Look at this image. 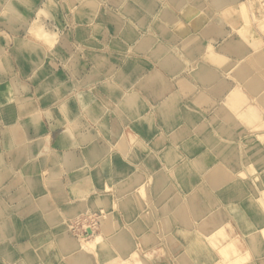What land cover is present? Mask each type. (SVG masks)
Segmentation results:
<instances>
[{
    "label": "crops",
    "instance_id": "0c3cea01",
    "mask_svg": "<svg viewBox=\"0 0 264 264\" xmlns=\"http://www.w3.org/2000/svg\"><path fill=\"white\" fill-rule=\"evenodd\" d=\"M45 1L50 16H38ZM81 1L0 0V262L69 264L57 237L73 245L93 223L110 247L92 264L136 248L148 264H230L232 246L244 264H264L259 120L237 115L229 99L241 93L264 121V53L249 44L264 45L257 5L95 0L93 12ZM243 1L250 24L240 37ZM33 21L56 33L54 45L29 33ZM145 32L166 49H139ZM188 34L202 49L185 47ZM208 45L221 64L207 59ZM164 104L173 105L167 115ZM31 217L50 224L31 229ZM219 229L225 237L212 240Z\"/></svg>",
    "mask_w": 264,
    "mask_h": 264
},
{
    "label": "bare ground",
    "instance_id": "6f19581e",
    "mask_svg": "<svg viewBox=\"0 0 264 264\" xmlns=\"http://www.w3.org/2000/svg\"><path fill=\"white\" fill-rule=\"evenodd\" d=\"M135 1H142V0H135ZM157 1V0H156ZM236 2L237 0H214V3L215 2H218V3H222V7L221 8H223V6L225 7V6H228V3L230 4V2ZM98 1H94V0H89V1H87L86 2V4H85V6L86 7H88V8H90L93 12H96V10L98 9V7H97V3ZM259 3H260V7H262L263 8V10H264V7L262 6V0H259ZM42 6L40 5V6H38V9H37V12L38 13H44V14H48V13H50V11L48 10V8H46V7H44L45 5H46V1L45 2H42ZM127 9V12L128 13H130L131 12V8H130V6L129 5H126L125 6ZM196 7V6H195ZM159 8V7H158ZM220 8V9H221ZM197 9V8H196ZM191 10H192V8L190 9V12H191ZM223 10V9H222ZM221 10V12H226V13H228L227 11V9H224V11H222ZM154 11H156V10H154ZM194 11V10H193ZM199 11V10H198ZM198 11H196L195 10V12H198ZM188 12V11H187ZM224 12V13H225ZM131 14V13H130ZM191 14H193V12H191ZM232 14V13H231ZM197 15V14H196ZM222 15V14H221ZM225 15V14H224ZM114 16V15H113ZM119 16V15H118ZM186 16V15H185ZM116 17V16H115ZM153 17V16H152ZM188 17V16H187ZM187 17H186V19H187ZM204 17V15L203 16H201V18H203ZM231 17V16H230ZM229 17V18H230ZM263 17V18H262ZM188 18H190L191 19V15H190V17H188ZM258 18H260V19H262V21H259L260 22V27L264 30V12H263V14H261L260 15V17H258ZM116 19H118L117 17H116ZM201 19H199L198 21H200ZM148 21V20H147ZM36 22V21H35ZM34 21H33V23L29 26V33L34 37V38H36V39H41V40H43L45 43H47V44H49V45H53L54 44V42H55V40H56V33H54V32H52V31H50V30H48L47 28H45L43 25H41L40 23L39 24H34L35 23ZM31 23V22H30ZM196 23V22H195ZM123 24V23H122ZM119 25V24H118ZM47 27V26H46ZM119 27V26H118ZM117 27V28H118ZM168 27H170V26H168ZM182 30H183V28H182ZM27 31V30H26ZM245 31H247V29L246 30H244V32ZM180 32H182V34L184 33L183 31H180ZM244 32H239V36L240 37H242V36H244ZM146 33V32H145ZM191 35V36H190ZM244 39V38H243ZM182 40H183V38H182ZM184 41V45H185V47L186 48H188V46H191L192 45V43H194L193 45L195 46V47H197L198 49H202L201 48V45L198 43V41H197V37L195 38L192 34H188L187 35V37L183 40ZM183 41H181V43L183 42ZM244 41H245V39H244ZM246 42V41H245ZM138 44V48L139 49H145V48H147L148 46H149V44H152L153 46L151 47V49L153 48V50L155 51V50H161V51H163V49H166L164 46H163V44H162V42H159V40H157L154 36H152V34H145V36L144 37H141V39H140V41H139V43H137ZM243 44V43H242ZM249 44L251 45V48H253V49H256V48H260L261 46H262V48L264 47V45L263 44H260V43H256V41L255 40H253V41H250L249 42ZM248 44V45H249ZM134 45H136V44H134ZM133 45V46H134ZM234 45V44H233ZM181 46V45H180ZM183 46V45H182ZM240 47V46H239ZM206 48H208V49H210V51L207 53V59H210V60H212V63H214V64H221L222 62H223V60H224V58H223V56L221 55V54H219V53H217V52H214L213 50L211 51V49H213L214 47L212 46V45H208ZM182 49V48H181ZM186 50V49H185ZM257 50V49H256ZM147 51V50H146ZM152 51V50H151ZM141 52H143V51H141ZM240 52H241V50H240ZM157 53V52H156ZM160 54H162L161 52H160ZM262 54H263V52H262ZM206 57V56H205ZM157 58V57H156ZM161 58V57H160ZM166 58L167 59H169V57L168 56H166ZM226 58V57H225ZM206 59V58H205ZM227 59V58H226ZM229 59V58H228ZM174 62H176V61H174V59H169V61H168V63L167 64H173ZM206 62V61H205ZM208 62V61H207ZM206 62V63H207ZM226 63V62H225ZM190 64H192V63H190ZM224 64V63H223ZM210 65V64H209ZM260 65H262L261 63H260ZM193 66H194V64H193ZM200 66H201V69H205V67H204V65L201 63L200 64ZM212 66V65H211ZM221 66V65H220ZM226 66V65H225ZM239 66H241V64L239 65V64H237V66L236 67H239ZM191 67V66H190ZM213 67V66H212ZM195 68V67H194ZM217 68H219V67H217ZM224 69V68H223ZM114 70V69H113ZM211 71V70H210ZM227 71V70H226ZM214 72V71H213ZM220 72V71H219ZM222 73V72H221ZM122 75H124L125 76V73L124 72H122L121 73ZM205 74H207L206 72H205ZM217 74V73H216ZM231 78V77H230ZM107 79V78H106ZM230 80V79H229ZM235 80V79H234ZM198 81V80H197ZM188 82V81H187ZM193 83H194V81H193ZM235 83V82H234ZM7 84V83H6ZM240 84V83H239ZM132 87H133V85H131ZM239 87V86H238ZM198 89V88H197ZM188 91V90H187ZM193 92V91H192ZM197 93V92H196ZM200 93V92H199ZM226 93V92H225ZM125 94V93H124ZM128 94V93H127ZM202 94V93H201ZM233 95H234V93H233ZM233 95H232V97H233ZM200 96V95H199ZM229 99L230 100H232L231 102H232V109H233V111H235L236 112V114L237 115H242V117L243 118H245L249 123H252V122H254L255 120H257L256 118L254 119V117H258L260 114H259V111L255 108V107H253L252 105H250L249 104V102L247 101V99L245 98V97H243V95L241 94V93H236V96L234 97V98H230L229 97ZM170 100V99H169ZM118 101V100H117ZM116 101V102H117ZM183 101V100H182ZM222 101V100H221ZM217 102V101H216ZM170 103V102H169ZM134 104V103H133ZM166 104H164V105H162L161 107H162V110H164V112H166V115L167 114H169L170 112H168L169 111V109H171L172 107H173V105H170V106H166L165 108H164V106H165ZM160 107V108H161ZM230 111V110H229ZM64 112H66V110L64 109ZM261 112V111H260ZM261 118V117H260ZM259 117H258V119H260ZM258 121V120H257ZM11 128V127H10ZM258 128H260V130H257V138H258V140L260 141V142H262V141H264V130H262V128L264 129V122L262 121L259 125H258ZM160 129V128H159ZM179 133V131L178 130H174L173 132H172V134L171 135H173V136H176L177 134ZM213 135V134H212ZM218 136V135H217ZM81 137H82V135H81ZM244 137V136H243ZM201 138V137H200ZM218 138V137H217ZM82 139V138H81ZM26 140V139H25ZM83 140V139H82ZM209 140V139H208ZM27 141V140H26ZM74 141V140H73ZM233 141V140H232ZM237 141V140H236ZM216 143V142H215ZM173 144V143H172ZM17 145V144H16ZM73 146V145H72ZM67 147V146H66ZM69 147V146H68ZM221 147L222 146H220L218 149L220 150L221 149ZM228 148H225V150H227ZM9 156V155H8ZM254 156H255V158L257 157V156H259L260 158H261V160H262V163H264V150L263 149H259V148H257L256 150H255V152H254ZM240 157V156H239ZM254 158V159H255ZM251 163V162H250ZM164 164V163H163ZM165 169V168H164ZM203 172V171H202ZM253 171H251V173H252ZM257 172V171H256ZM250 173V174H251ZM199 174V173H198ZM249 174V175H250ZM244 175L246 176V173L244 172ZM248 175V176H249ZM262 176L264 177V172L262 173ZM136 178V177H135ZM88 183V182H87ZM75 185V184H74ZM84 185V184H83ZM87 185V184H86ZM225 185V184H224ZM220 188V187H219ZM77 191V190H76ZM261 190H259V192H260ZM86 192V191H85ZM84 192V193H85ZM88 192V191H87ZM190 192V191H189ZM261 193V192H260ZM81 194H83V193H81ZM187 194V193H186ZM79 195V194H78ZM261 195H262V203H263V206H264V188L262 189V193H261ZM222 196V195H221ZM257 196V195H256ZM255 196V197H256ZM259 196V195H258ZM189 197V196H188ZM260 197V196H259ZM227 198V197H226ZM217 199V198H216ZM185 200V199H184ZM187 202V201H186ZM223 202V201H222ZM239 203V202H238ZM106 204V202H103L102 203V206H101V210H99L98 212L100 213V214H104L103 213V208H104V206H106L105 205ZM208 205V204H207ZM218 205V204H217ZM209 206H210V204L207 206L208 207V209H209ZM242 207V206H241ZM173 209V208H172ZM264 211V210H263ZM210 212V211H209ZM86 213V212H85ZM194 213V212H193ZM84 214V213H83ZM195 214V213H194ZM79 215H81V214H79ZM79 215H77L76 217H78ZM88 215H90V214H88ZM91 215H93V214H91ZM197 215V214H196ZM98 219H102L101 217L99 218V217H97ZM192 218V217H191ZM30 219V218H29ZM28 219V222L30 221ZM82 219V218H81ZM80 219V221H81V223H83L82 222V220ZM88 219V218H87ZM251 219V218H250ZM73 220V219H72ZM95 220V219H94ZM94 220H92V221H94ZM199 220V219H198ZM78 221V220H77ZM84 221V220H83ZM95 222V221H94ZM45 223H47V224H50V221L49 220H45ZM71 224V223H70ZM70 224L69 223H67L66 224V228H65V230L67 231V228H69L70 229ZM74 224V223H73ZM72 224V225H73ZM76 224V223H75ZM93 224V223H92ZM91 223H90V225H92ZM31 225V224H30ZM90 225H88V224H84L83 223V229H87V230H90V228L88 229V227H90ZM0 226L2 227V231H4V229H3V224H2V222H0ZM93 226V225H92ZM94 226H95V223H94ZM97 226V225H96ZM95 226V227H96ZM111 226V225H110ZM31 228H32V226H30ZM65 227V226H64ZM80 227V226H79ZM263 227V226H262ZM77 228V227H76ZM108 228V227H107ZM192 228V227H191ZM86 230V232H87V234L85 235V234H78L75 238H76V240H75V242L73 243V245H68V243H66L67 242V238H66V233L64 234V235H60V236H58V240H60V242H62L63 243V245H61L62 246V249H64V251H65V254H64V256L65 255H67V256H69V264H92V262L90 261V257H92V256H94V255H96V253L98 252V251H100V250H104V251H107L108 249V247H110V243L107 241V238L108 237H101L102 235H96L94 232H91V230L93 231V227H91V230L88 232ZM73 231V230H72ZM218 231H220V230H217L212 236H213V238H212V240H214V239H217L218 237H220L221 236V233H219V234H217V232ZM79 232V231H78ZM82 232V231H81ZM75 233V232H74ZM85 233V232H84ZM98 233V232H97ZM113 234H112V236H111V238L113 239V240H115V241H118V242H120L121 243V240H123L125 237L123 236V234H121L120 232L118 233V232H116V233H114V232H112ZM31 234L32 235H37L38 234V232H31ZM262 235H263V237H264V227L262 228ZM8 236V234H6V237ZM209 237V236H208ZM210 238V237H209ZM211 239V238H210ZM61 243V244H62ZM211 244H213V243H211ZM232 251H234V253H235V256H234V259L233 260H231V259H227L229 262H231V263H233V264H244V262H245V260H247V259H245V257H243V254L242 253H240L237 249H236V246H232V249H231ZM40 252H41V255H43V253L45 252L46 253V250L45 249H42V251L40 250ZM228 252V251H227ZM131 254H133V251L128 255V256H125V257H123V258H121V260L119 261L121 264L123 263V261H125ZM8 257H10V253H8V254H6L5 255V260L6 261H10L11 259L10 258H8ZM242 258V259H241ZM27 259H34V254H32L30 251H27L26 252V260ZM149 261V260H148ZM147 260H146V262H148ZM11 262V261H10ZM28 262V261H27ZM29 264H34V262L32 261V262H28ZM0 264H2L1 262H0ZM108 264H113V263H108Z\"/></svg>",
    "mask_w": 264,
    "mask_h": 264
},
{
    "label": "rangeland",
    "instance_id": "374dc122",
    "mask_svg": "<svg viewBox=\"0 0 264 264\" xmlns=\"http://www.w3.org/2000/svg\"><path fill=\"white\" fill-rule=\"evenodd\" d=\"M87 1H89V0H82L81 1V3H82V5L84 6V7H86L85 6V4H86V2ZM95 1V0H94ZM246 1H249L251 4H253V3H255L256 5H257V7H258V10H259V17H260V15L261 14H263V12H264V10H263V8L262 7H260L261 5H260V3H259V0H246ZM47 3V2H46ZM98 3V2H97ZM43 4H41V6H42ZM47 6V4L44 6V7H46ZM239 9H240V14L243 16V23L240 25V26H238V27H234V30L235 31H237L238 33L239 32H244V30H246V29H248V27H249V24H250V18H249V16H248V14H247V6H246V4H245V2L243 1V2H241L239 5ZM262 6L264 7V0H262ZM97 7H98V4H97ZM47 8V7H46ZM36 14L39 16V15H44V16H50V13H48V14H44V13H38V12H36ZM253 16V20H255L258 24H260V22L259 21H262V19H260V18H258L257 16L256 17H254V15H252ZM263 18V17H262ZM34 20H36V19H34ZM35 22V21H34ZM34 24H38V23H34ZM260 26V25H259ZM261 28V27H260ZM262 31L264 32V30L262 29ZM150 34V32H146V33H144V35L142 36V37H144L145 36V34ZM191 36V35H190ZM257 43V42H256ZM261 44V43H260ZM54 45V44H53ZM51 46V45H50ZM257 49V50H256ZM256 49H254L255 50V54H259V53H261V50H262V52L264 53V47L262 48V46L259 48H256ZM211 51H212V49H211ZM67 110V109H66ZM258 110V109H257ZM259 111V110H258ZM262 114V111L260 112L259 111V114ZM241 117H242V115H240ZM259 118H260V115L258 116ZM258 117H254V119L256 118L257 120H259L258 121V124H257V126H256V132H257V130H260V128H258V125L263 121H261L260 119H258ZM243 118V117H242ZM257 120H255V121H257ZM264 122V121H263ZM262 130H264L263 128H262ZM171 137H173V138H176V136H173V135H171ZM248 140V139H247ZM263 143V145H264V142L262 141L261 142V144ZM251 171H253L252 173H254V170L253 169H251ZM244 170H240L238 173H235V175L236 176H245L244 175ZM250 175H253V174H250ZM149 180L151 181V178H149ZM145 185H142L141 186V189H143L142 191H144L145 192ZM140 189V190H141ZM263 189V188H262ZM105 207L106 206H104V208L102 209L103 210V213H104V209H105ZM83 213H85V212H82V214ZM87 213V212H86ZM81 214V213H80ZM77 215H79V214H77ZM93 218V220L95 219L94 217H92ZM46 220V219H45ZM45 220L43 219V220H39V218H34V217H31L30 218V221H29V224H31L30 226H32V228L31 229H34V227H36V228H38V229H42V228H44L45 226H47L48 224L47 223H45ZM50 221V220H49ZM66 224H67V222H66ZM85 230V229H84ZM220 231H218L217 232V234H219V233H221V236L222 237H225L224 235L225 234H223V230L222 229H219ZM85 232V233H84ZM83 233H80V234H87V232H86V230L84 231ZM220 236V237H221ZM36 237H37V235H36ZM147 238V237H146ZM219 238V237H218ZM57 239H58V237H57ZM58 242L61 244L62 242H60V240H58ZM61 245H63V243L61 244ZM213 245H214V243H213ZM215 246V245H214ZM62 247V246H61ZM63 250V252L65 253V251H64V249H62ZM142 250L140 249V248H136L135 250H133V254H131L125 261H123V263L122 264H148L149 263V258H150V255H148L147 254V252H141ZM228 250L227 249H222V253H224V259H226L227 257H229L228 256V252H227ZM244 257V256H243ZM63 258H66L68 261H69V256H67V255H65V256H63ZM242 259V258H241ZM245 259H247V258H245ZM146 260L148 261V262H146ZM228 261V260H227ZM113 264H121L119 261L118 262H113ZM230 264H233V263H230Z\"/></svg>",
    "mask_w": 264,
    "mask_h": 264
},
{
    "label": "water",
    "instance_id": "95a60500",
    "mask_svg": "<svg viewBox=\"0 0 264 264\" xmlns=\"http://www.w3.org/2000/svg\"><path fill=\"white\" fill-rule=\"evenodd\" d=\"M88 232L90 231V230H87Z\"/></svg>",
    "mask_w": 264,
    "mask_h": 264
}]
</instances>
